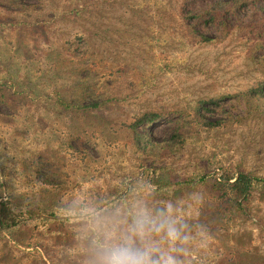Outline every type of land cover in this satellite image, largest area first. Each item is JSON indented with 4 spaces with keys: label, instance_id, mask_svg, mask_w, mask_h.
Listing matches in <instances>:
<instances>
[{
    "label": "rangeland",
    "instance_id": "rangeland-1",
    "mask_svg": "<svg viewBox=\"0 0 264 264\" xmlns=\"http://www.w3.org/2000/svg\"><path fill=\"white\" fill-rule=\"evenodd\" d=\"M0 0V81L23 89L0 102V192L33 199L43 180L76 205L153 184L166 176L199 181L226 171L264 175V98L246 92L264 79V44L243 28L203 43L179 27L174 0ZM212 37L214 31L209 32ZM91 112L63 111L55 91ZM228 94L221 107L197 114L198 100ZM14 99V98H13ZM208 105V104H207ZM167 115L142 127L162 143L185 135L168 155L146 154L128 123L145 110ZM179 131V130H178ZM170 178V177H169ZM200 184L172 199L196 237L194 264H264V198L247 213L202 220L210 201ZM81 221L61 222L66 238L35 236L14 246L0 234V264H83ZM239 252L250 259L235 262Z\"/></svg>",
    "mask_w": 264,
    "mask_h": 264
},
{
    "label": "trees",
    "instance_id": "trees-1",
    "mask_svg": "<svg viewBox=\"0 0 264 264\" xmlns=\"http://www.w3.org/2000/svg\"><path fill=\"white\" fill-rule=\"evenodd\" d=\"M18 0H10L16 4ZM174 9L178 13L179 27L188 35L203 43H212L222 34H227L232 28H243L248 34H252L264 44V0H174ZM214 31L212 37L209 32ZM264 53L262 54V57ZM23 89H15L8 80L0 81V102L22 99ZM253 98H264V79L259 80L246 92ZM55 97L59 108L63 111L91 112L99 105L82 104L68 95L56 90ZM228 94H219L198 100V118L207 127L216 125L220 121H213L202 113V109H214L221 107L222 101ZM14 98V99H13ZM208 104V105H207ZM264 114V112H262ZM167 115L166 109L145 110L135 116L128 123L133 133L138 149L146 154L168 155L178 143L184 141L185 135L178 128L162 143L153 141V130L141 134L142 127L150 126L154 121ZM179 130V131H178ZM165 167H154L151 180L157 187L152 196L156 199H172L181 196L187 189H192L200 184L208 188L209 203L202 211V220L209 223L218 222L226 214L237 212L247 213L250 210L252 197L258 195L264 198V175L240 171L237 174L226 171L220 176H203L199 181L194 179L166 176ZM170 177V178H169ZM41 191L33 197H3L0 192V234L8 239V243L14 246L29 247L30 240L35 236L66 238L70 236L68 231L59 226L61 222L80 221L81 209L74 203L62 202L59 198L60 185L50 180H43ZM126 201V195L116 194L108 197H100L92 203L104 209ZM77 233H72V235ZM250 259L244 252H239L235 262H243ZM255 264H259L258 262Z\"/></svg>",
    "mask_w": 264,
    "mask_h": 264
},
{
    "label": "clouds",
    "instance_id": "clouds-1",
    "mask_svg": "<svg viewBox=\"0 0 264 264\" xmlns=\"http://www.w3.org/2000/svg\"><path fill=\"white\" fill-rule=\"evenodd\" d=\"M130 191L128 200L108 209L78 205L83 264H194L193 246L200 233L180 205L154 200L151 184Z\"/></svg>",
    "mask_w": 264,
    "mask_h": 264
}]
</instances>
